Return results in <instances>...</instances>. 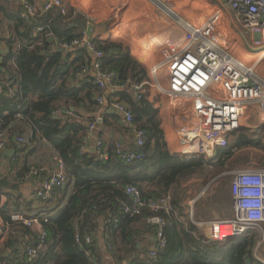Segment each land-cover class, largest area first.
Segmentation results:
<instances>
[{"label": "trees", "instance_id": "1", "mask_svg": "<svg viewBox=\"0 0 264 264\" xmlns=\"http://www.w3.org/2000/svg\"><path fill=\"white\" fill-rule=\"evenodd\" d=\"M21 1L31 3L0 0V32L17 29L4 43L7 52H0V135L7 136L6 148H13L17 155L9 178L0 173V193L7 198L0 216L15 230L0 247V264H264L255 255L258 230L227 242L211 240L186 212L182 186L194 174L205 175L208 183L230 171L227 164L235 150L252 146L264 152L263 141L237 138L211 160L174 157L168 151L160 116L132 109L147 137L143 147L135 143L128 152L142 159L127 162L119 154L125 151L117 140L105 141L107 121L96 134L102 141V158L89 148L92 122L69 113L70 107L96 109L97 86L93 78L80 74L88 64L73 59L72 52L55 49L58 42L80 38L82 31L64 25L57 9L41 23L42 31L36 32L33 22L19 28L25 9ZM95 43L104 53L102 67L116 72L119 83L133 87L141 83L145 70L129 52L114 43ZM85 50L81 48L82 53ZM16 138L25 142L17 144ZM58 161L66 167L63 188L39 200L17 194L27 172H53ZM128 186L137 187L146 200L171 197L170 212L158 214L165 221L166 246L153 260L149 252L159 228L149 219L156 213L148 207L141 215L126 212L132 204ZM13 215L39 218L44 242L41 232L13 221ZM29 248L37 249L33 259L27 255Z\"/></svg>", "mask_w": 264, "mask_h": 264}, {"label": "built area", "instance_id": "2", "mask_svg": "<svg viewBox=\"0 0 264 264\" xmlns=\"http://www.w3.org/2000/svg\"><path fill=\"white\" fill-rule=\"evenodd\" d=\"M129 1V0H122ZM222 8L216 10L207 21L200 25H189L184 44L168 46L162 51L161 62L152 70L153 76L164 78L167 81L161 89V105L163 111L174 120L178 133L184 143L185 156L204 157L214 159L219 149L228 146L229 138L241 129L242 119L250 105H259L262 111L264 124V81L257 75L256 69L264 63V0H214ZM25 9L23 20L33 22L36 32L42 31L41 23L46 15L57 9L66 13L62 0H51L44 5L43 12L47 13L39 19H34L30 13L32 6L23 1ZM226 8L237 13L240 26L253 36L252 41H245V47L258 58L253 64H248L232 54V49L226 41L223 30V20ZM56 47L72 51L85 48L95 55V63L87 65L81 70V77L93 78L98 92L96 102L98 107L107 103L106 92L109 85L118 80L116 72L102 67L103 51L99 50L94 39L88 35L72 41H62ZM89 81H85L88 84ZM113 108L122 116L134 132L136 144L143 147L147 132L139 128L130 107L116 101ZM96 129L90 125V131ZM89 141H96V152L103 158L101 152L102 141L93 138L90 133ZM5 134L0 135V165L4 151L8 144ZM17 144L25 142L16 138ZM122 159L131 162L142 159V155L134 152L119 151ZM35 172L34 170L31 171ZM66 184V167L58 161L49 180L45 181L35 192L34 197L39 200L50 197L55 189H61ZM126 194L132 204L125 211L132 215H141L145 208L156 213L149 222L159 228L154 237L149 252V260L156 258L159 250L166 246L162 229L164 219L160 212L169 213L171 197L160 199L143 198L142 192L135 186H128ZM233 197V216L227 220H215L206 223L213 241L227 242L240 237L249 230H259L264 225V169H243L233 173L231 183ZM199 198L188 202L186 212L193 217L194 207ZM12 220L34 228L40 226L41 242H44L45 233L39 218L26 219L22 215H13ZM15 234L14 228L3 220L0 221V242L5 244L8 237ZM92 238L88 236L86 242ZM24 245H21V249ZM27 255L33 259L37 256V249L29 248ZM264 263V261H260Z\"/></svg>", "mask_w": 264, "mask_h": 264}, {"label": "crops", "instance_id": "3", "mask_svg": "<svg viewBox=\"0 0 264 264\" xmlns=\"http://www.w3.org/2000/svg\"><path fill=\"white\" fill-rule=\"evenodd\" d=\"M30 1L31 3L29 4L32 6L33 10L30 15H32L34 19H39L47 14L43 12V8L44 5L51 0ZM62 2L66 10V13L62 14L63 18L61 21L64 25L79 27L82 31V36L88 35L96 42L103 44L114 43L122 46L123 49L129 52L145 70V75L141 83L139 85H134L135 87H133V85H128V83H119L118 80L109 85L106 92L107 103L103 107L100 108L97 105L96 109L93 108L94 110H86L84 107L78 109L73 107L74 111H71L69 108L70 115L74 114L79 119H84L92 122L91 124H95L96 129L89 131L93 138H97L96 134L102 131L103 124L107 121L109 126L106 128L104 135L105 141L110 142L112 139L117 140L124 151L128 152L136 143L135 134L123 120L122 116L113 108L112 104L116 101H120L130 107L131 110H148L158 114L161 118V127L164 132L169 153L174 157L185 156L186 154L183 150L184 143L174 124V120L163 111L161 105L160 87H165L167 81L164 78L153 76L152 70L161 62L162 51L168 46H182L184 44L185 35L188 32V26L197 25V23H193L192 19L183 20L181 18L178 13L180 9L176 0H62ZM20 3L23 4V1ZM148 4H151V6ZM144 6L147 7L146 15V11L144 12L143 9ZM222 6L223 5L217 2L218 8H222ZM50 13L46 15L44 20L49 18ZM238 18L237 13L226 8L225 19L222 24L225 27V42L231 47H237L238 40H241L240 43L245 46V41L250 42L253 38L250 33L240 26ZM28 25L29 23L24 19L20 23L19 28L27 27ZM228 28H231V30H228ZM129 30L130 32H128ZM16 31L17 29L14 28L0 32V52L2 54L7 52L4 43L12 34H16ZM55 49H57L56 46ZM70 52L73 54V59H80L83 62L86 61V64L90 66L95 63V55L87 49L83 53L81 52V48L74 49ZM232 54L237 58L235 53ZM237 138L255 141L262 140L264 143V124L262 111L259 105L255 104L247 107L245 116L242 119L241 129L229 138V142L235 143ZM90 142L91 145L89 148L94 150L96 141L91 140ZM6 151L15 152L13 158H8L4 154L2 160V170L0 173L2 176H7V178H9V173L11 172L10 166L15 164L14 158L17 155L13 148H6L4 153ZM235 152H238L240 157H248L249 159H239V161L234 162V166H231L230 161L235 156V153L227 164L228 168H235L239 163L244 169H264V152L262 150L252 146H244L235 150ZM217 155L216 153V156ZM249 156L258 157V163H255L254 158H250ZM17 171H19V169H17L15 173ZM31 171L32 170H30L29 173L27 172L26 178L24 177V179L21 180L19 184L20 190L17 192L18 195H22L30 200L41 185L49 180L53 174L49 169L45 172L35 171L32 173ZM228 174L229 173H224L220 176ZM206 180L205 175L194 174L183 183V193L185 194L187 189L190 193H197L198 188L201 187ZM213 182H210V186ZM195 198L198 197H194L193 199ZM232 200L228 203V210L221 213V216L216 214V216L209 219L203 218L198 215V208L196 211L195 207L193 217L189 216L192 222L201 229L202 233L209 237L210 230L206 223L209 221L232 218ZM188 202H186L185 199V207H187ZM198 202L199 199L197 203ZM6 203L7 198L4 194L0 193V210ZM0 221H2L1 216ZM32 231L39 233L40 226H35L32 228ZM0 247H3L1 242ZM257 260L263 261L259 258H257Z\"/></svg>", "mask_w": 264, "mask_h": 264}, {"label": "rangeland", "instance_id": "4", "mask_svg": "<svg viewBox=\"0 0 264 264\" xmlns=\"http://www.w3.org/2000/svg\"><path fill=\"white\" fill-rule=\"evenodd\" d=\"M176 1L178 2L179 5L178 7L180 11L178 13L181 16V18L183 20L192 19V22L197 23V25L207 21L206 19L212 16L213 13L219 9L217 7V1L214 0H176ZM148 5L151 6V4ZM143 9L145 12L147 10V7L144 6ZM146 14L147 11L145 12V15ZM223 30L225 31L224 26H223ZM228 30H231V28H228ZM128 32H130V30ZM236 39L238 40L237 37ZM240 42L241 40L240 41L238 40L237 47H233L234 50H232V53H235V56L241 59L242 61L248 64H253L254 62L253 59L258 58L259 56H256L250 51H248L246 47L243 46V44ZM256 72L257 75L260 78H262V80L264 81V63H262L256 69ZM235 153H236L235 156L230 161L231 166H234V162L239 161V159L240 160L249 159L248 157L247 158L240 157L238 152ZM249 157L254 158V162L258 163L257 162L259 160L258 157H251V156ZM243 169L244 168L238 163V165L235 168L232 167L230 171L226 172L229 173L228 175L225 176L219 175L220 177L216 176L208 183H206L207 182L206 180L205 183H203V185L198 188L197 193L194 194L190 193V191L187 189V191L184 194V198L186 199V202L192 200L194 197H198L199 202L196 204L195 210L198 208L199 216L208 219L213 216H216V214H218V216H221L222 215L221 213L228 210L229 208L228 203L231 202V200L233 199L230 190L233 179V173ZM211 181L214 182L210 186ZM258 231H259V241L255 255L257 258L264 261V225H261Z\"/></svg>", "mask_w": 264, "mask_h": 264}, {"label": "water", "instance_id": "5", "mask_svg": "<svg viewBox=\"0 0 264 264\" xmlns=\"http://www.w3.org/2000/svg\"><path fill=\"white\" fill-rule=\"evenodd\" d=\"M56 50H57L58 52H64V53H68V52H70V51H68V50H64V49L59 48V47H57ZM70 110H71V111H74V108H73V107H70ZM93 151L96 152V149H94ZM4 154H5L8 158H13L15 152H14V151H6Z\"/></svg>", "mask_w": 264, "mask_h": 264}]
</instances>
